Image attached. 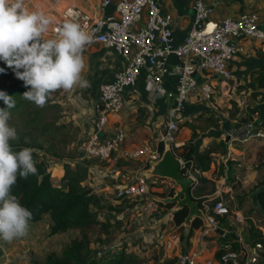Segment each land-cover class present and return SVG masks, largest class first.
<instances>
[{
    "label": "built area",
    "instance_id": "obj_1",
    "mask_svg": "<svg viewBox=\"0 0 264 264\" xmlns=\"http://www.w3.org/2000/svg\"><path fill=\"white\" fill-rule=\"evenodd\" d=\"M160 1L97 0L87 2V6H83L80 0L26 1L30 10L42 9L52 17L53 29L62 26L65 20L78 22L92 37L89 46L103 47L126 61L121 69L115 70L97 87L91 127L78 145L80 154L97 161L114 158L115 161L131 159L143 162L130 181L116 188L114 197L119 201L146 199L152 188L175 187L170 180L146 178L141 173L148 161L161 156L159 144L163 145L166 139L170 141L173 153L180 158L182 174L191 176L197 183L202 170L194 158L181 155L185 143L177 140L185 104L191 99L206 102L225 99L242 107L245 91H238L237 86L231 84L233 72L230 64L244 51V40L264 41V28L257 12L244 11L237 16L217 19L214 13L218 2L194 0L189 29L181 41L176 42L172 15L161 9ZM47 35L51 38L55 32L50 30ZM144 70L148 93L155 98H163L167 105L155 142L127 148L124 146L126 134L122 129L107 133L105 128L109 118L122 110L126 96L137 93L138 79ZM166 77H172L171 87L167 86ZM221 134L229 141H244L252 136L264 139V126L248 120L225 128ZM200 200L199 206L211 224V228L204 227L203 235H207L218 227L216 216H227L229 209L223 204L219 192ZM153 201L149 205L155 209L156 204L160 206ZM141 208L143 213L148 206ZM136 211L142 218L139 210ZM238 236L242 248L236 251L224 245L219 257L205 256L202 249L182 250L181 234L174 231L159 233L156 244L164 245L166 252L174 254L175 264H241L246 252L239 233Z\"/></svg>",
    "mask_w": 264,
    "mask_h": 264
},
{
    "label": "rangeland",
    "instance_id": "obj_2",
    "mask_svg": "<svg viewBox=\"0 0 264 264\" xmlns=\"http://www.w3.org/2000/svg\"><path fill=\"white\" fill-rule=\"evenodd\" d=\"M95 1L97 0H80V3L83 6L85 4L87 6V2ZM250 3L252 8L255 7L252 11L257 12L261 18H264V0H250ZM262 26L264 27V25ZM113 54L103 47L86 45L82 53L85 66L81 75L82 78L89 81L87 88H81L76 85L68 91L63 89L53 91L49 94L44 106L39 107L32 102L29 111L21 109L11 111V119L9 121L18 133V139L12 141L11 144L18 143L21 140L28 141L30 136L35 137L37 141L43 140L42 147L48 149V153L37 146H34V150L38 160L43 159L46 161V168L50 172L53 184H59L60 178L64 174V164H68L71 169L80 172V175L83 176L81 183L92 189L93 193L99 198L100 208H93L97 211L98 219L109 222L111 226L106 232L102 230L100 225H95L89 231L88 229L82 231L78 228H70L65 232L51 235L49 227L52 222L49 215L44 214L39 221L29 224L28 234L25 237L10 243L0 240V264H47L48 256L51 254L61 260L63 258L68 259L65 247L74 240H81L83 235L87 239L88 249L86 250L88 251L86 252V258L89 259H99L104 256L112 257L123 251L125 255L135 257V263L137 264H175L176 257L174 254L169 253V251L166 252L164 245L154 247L155 242L152 241V238L144 236L151 233L149 231L154 229L153 223L157 221L158 224L161 223L162 229L165 230L167 228L168 230L169 228V231H174L175 227L173 222L170 221L169 213H172L170 208L156 204L157 207L155 209V206L149 205V203L152 201L153 196L172 195V190L175 187L165 185L161 188H152L146 199L119 201L114 197L116 188L130 181L136 175L137 167L142 166L143 162L122 159L124 163L133 167L124 169L125 165L123 163L97 161L83 156V153L80 154L78 150L82 137L91 127L97 87L102 81H106V77L112 74L119 64ZM9 79H17L14 72L11 73ZM140 85V83L137 85L138 90H140ZM242 97L245 100L242 107H239L233 100H226L225 102L226 106H230L234 114L240 112L239 108L244 111L246 107L259 102L258 94L245 91ZM35 110L40 111V119L35 123H29L30 115ZM144 110L145 108L138 109L137 120H141V118L143 120L147 116ZM210 115H212L209 120L210 124L218 125L219 118L213 116L214 114ZM201 116V124L195 125V127L201 132H206L202 137L213 135L206 131L208 128L206 119L209 115ZM185 117L186 115L180 126L191 123L190 120L186 123ZM238 117L239 119L231 126L243 124L248 120L254 121L255 115L242 112ZM191 119L193 120V117ZM189 129L192 131L189 141L199 137L198 131H195L193 126L189 127ZM241 137L243 138L245 135ZM218 143L220 146L215 151L216 155H211L212 159L214 158L215 165L219 164L222 167V159L226 158L224 155L227 151V144L225 145L223 140ZM233 143L236 144L233 147L241 151L240 154L236 150L232 151L240 159L236 162L242 163L239 166L240 170L244 171L246 167L249 170L245 178L243 177L245 189L241 188L242 184L240 182H234L236 181L235 178L231 179L225 186L222 185V187H231L232 189V192H228L232 196L222 199V202L229 209L228 217L233 220V226L237 233L239 232L240 234L242 229H248L246 217H249L255 226H261L259 229L264 233V218L259 215L257 210L252 208L251 202L246 196L264 177V165L258 161V156H264V149L261 150L262 146L259 145V143L264 145V139L252 136L244 141L235 140ZM256 149L259 150L256 152ZM240 198H242L241 202ZM153 202L155 203V201ZM141 206L144 208L148 206V208L143 210L142 213L141 210L143 208ZM134 209L139 210L142 218L137 216L138 213ZM237 211L242 213L240 221L235 219ZM160 219H164L163 222L159 221ZM237 224H239V227ZM214 233L216 232L209 231L210 235ZM259 249L257 245H245L246 254L241 264H262L259 259ZM204 252L206 253V251Z\"/></svg>",
    "mask_w": 264,
    "mask_h": 264
},
{
    "label": "crops",
    "instance_id": "obj_3",
    "mask_svg": "<svg viewBox=\"0 0 264 264\" xmlns=\"http://www.w3.org/2000/svg\"><path fill=\"white\" fill-rule=\"evenodd\" d=\"M207 1L218 2L216 11L214 13V17L217 19L228 16H237L241 12L252 11L255 9V7L253 8L251 7L250 0H207ZM193 2L194 0H161L160 1L161 9L172 15V19H173L172 27L174 30V36L176 42L181 41V39L189 29V25L192 21V17L194 13ZM261 25H264V18H261ZM243 44H244V51L240 53L238 56H236L230 64V67L233 72V78L231 79V84L237 86L238 91L244 90L249 93L251 92L252 94H258L257 98H259L258 99L259 102L254 103V105H251L250 107H246L245 110L243 109L244 111H241L242 108H239L240 112L234 114L233 111L230 109V106H226L225 99L222 101L219 99H214L211 102L191 99L190 101L186 102L182 113L183 114L182 121L184 120V116L186 115L187 117V118L185 117L186 123L189 120L191 121V123H187L184 126H180V131L177 134L178 141L188 143L190 142L189 138L192 132L189 129V127L193 126L195 131H198L199 137L193 139L192 141L194 145V152H193L194 161L201 170H202V163L199 161L200 155H202V157L211 159V162L209 163V167L207 170H202V174L198 177V181L195 184V186L198 185L199 179L201 177H204L206 180L201 184L206 187V191L209 190L210 183H214L216 189L214 193L219 192L223 200L227 199L228 196L230 197L232 196L231 193H228V192H232V189L231 187L230 188L222 187V185L225 186V184H228V182L231 181V179L235 178L236 181L234 182H240L242 184L241 188L245 189L243 185L245 184V182L243 179L245 178V175L249 169H247L246 167L244 171L240 170L241 168H239V166H241L242 163L236 162L240 159L236 157V155H234L232 151L236 150V152H238L239 154L241 153V151L233 147L236 145L235 143H233L235 140L229 141L228 138H224L221 134V131L227 127H230L232 124L234 125L237 119H239L238 115L241 114L242 112L244 114L245 112L254 114L255 115L254 121L256 123L261 124V126H264V85H263L264 84V41L248 39V40H244ZM113 56H116V61L117 63H119L116 66L115 70L121 69L123 65H125L126 61L118 57L116 54H113ZM112 74L107 76L106 80L109 79ZM145 77H146V71L144 70L142 71L138 79V84L139 83L141 84L140 90H138L137 88V93L126 96L122 110L119 113L114 114L109 118L108 124L105 128L107 133H111L115 129H122L126 134L124 146L127 148L139 146L142 144H148V143L152 144L153 142H155V139L157 138L159 132L161 131L160 122L165 111V106L167 104L166 101L163 100V98L160 97L155 98L150 93H148L147 88L145 87V79H146ZM165 80L167 81L166 84L169 87L171 81H173L172 77H166ZM139 108H143V109L145 108L144 111H146L147 116L144 117L143 120L142 118L141 120L136 119V115ZM210 114H214L213 116L219 118L217 122L218 125L213 123L210 124L211 122H209V120L212 116ZM197 115L199 116L197 117ZM201 115L203 116L209 115L206 119V121H208L206 125L208 126V128L206 131L213 135H205L204 137H202V135L206 132H201L197 127H195V125L197 126L198 124H201L202 121ZM192 117L193 120L191 119ZM220 140L221 141L223 140V143L225 145L227 144L226 146L227 151L226 154L224 155V157L226 158L222 159L223 161L222 163L223 165H221L222 167H220L219 164H217L216 166L213 160L214 158L212 159V155H216L215 151L217 150V147L220 146L218 143ZM259 145L262 146L261 143H259ZM208 148L212 150L210 153L206 152ZM258 150L256 149V152ZM119 160H118L119 163H123L125 165V167H123L124 169L131 167L126 163H124L122 159ZM109 161L116 162L114 158H112ZM139 168L140 167H137V169ZM193 189H192V196L195 197L193 195ZM213 194L204 195L203 197L212 196ZM236 198L238 197L236 196ZM236 214L237 215L235 219L237 221H240V217H242L241 211H237ZM226 218L231 225H234L233 220L229 218L228 215L226 216ZM163 220L164 219H160L159 221L163 222ZM153 224H154V229L149 231L151 232L150 234L148 233L145 234L144 236L147 238H152V241L155 242L154 247L156 246L159 247V245L161 246V244L159 243H158L159 245L156 244L157 243L156 236L159 233L167 232L170 229L168 228L167 230V228H165V230H167L165 231L164 229L161 228L160 225L161 223L158 224V221ZM237 226L239 227V224H237ZM259 227L261 228V226ZM223 230L226 231L225 229ZM203 231H204L203 226L193 229L188 242L185 241L186 238L181 240L180 247L182 250L185 251L202 249L203 252L206 251L207 253L206 254L204 252L205 256L215 257L214 252L217 250L219 245L218 244L219 242L217 241V237H211L209 233L207 235H209L210 237L203 235ZM180 234L182 235V232ZM244 244L248 245L246 243ZM178 252L179 251H176V253Z\"/></svg>",
    "mask_w": 264,
    "mask_h": 264
},
{
    "label": "clouds",
    "instance_id": "obj_4",
    "mask_svg": "<svg viewBox=\"0 0 264 264\" xmlns=\"http://www.w3.org/2000/svg\"><path fill=\"white\" fill-rule=\"evenodd\" d=\"M53 19L42 9L30 10L26 0H0V61L12 69L28 90L23 97L42 107L49 94L79 85L87 88L82 78L83 51L91 35L78 22L65 20L52 28ZM55 32L51 38L48 33ZM5 71L0 68V73ZM0 240L12 242L28 234L32 213L13 194L18 178L27 180L37 173L33 150L15 151L11 144L18 133L9 121L14 97L0 91Z\"/></svg>",
    "mask_w": 264,
    "mask_h": 264
},
{
    "label": "trees",
    "instance_id": "obj_5",
    "mask_svg": "<svg viewBox=\"0 0 264 264\" xmlns=\"http://www.w3.org/2000/svg\"><path fill=\"white\" fill-rule=\"evenodd\" d=\"M0 68L5 69L3 73H0V91L6 92L8 95L14 97L15 100V107H13L10 111L18 109L29 111L32 102L23 97V93L28 90L25 88L24 82L19 79H9L13 71L2 61H0ZM0 107H5L2 100H0ZM39 119L40 111L35 110V112L30 115L29 123H35ZM42 142L43 140L37 141L35 137L30 136L28 141L21 140L18 143H12L15 151H19L24 147L31 148L33 150V159L37 167V173L35 175H30L27 180L18 178L17 184L12 190L13 194L18 197L19 202L31 211L32 218L29 223L37 222L44 214H48L52 222L49 227L51 235L65 232L70 228H78L82 231L88 229L89 231L95 225H100L102 230L106 232L111 225L107 221L104 222L98 219L97 211L93 208H100L99 198L95 193H93L92 189L81 183L83 176L80 175L79 171L71 169L68 164H64V174L61 176L59 184L52 183L50 172L47 171L46 168V161L43 159L38 160L34 150V146L43 148ZM159 148L161 150L163 148L161 142L159 144ZM43 149L48 153V149ZM263 149L264 145L261 147V150ZM211 151L212 150L208 148L206 152L210 153ZM193 152L194 145L192 141H190L184 144L181 155L185 158H193ZM262 158L263 156H258L260 164L263 165ZM130 161L132 160L130 159ZM199 161L202 163V170H207L211 159L200 155ZM205 180L206 179L204 177H201L198 185H196L193 189L194 198L198 201V203L201 201V197L213 194L216 190L214 183H210V188L206 191V187L201 184L202 182H205ZM263 181L264 177L260 183ZM257 185H255V187ZM258 197L264 208V192L260 193ZM241 201L242 199H240V202ZM160 206L166 208L171 207L169 204H160ZM169 214L175 227L174 232H182L183 229L182 227H179V225L182 223L187 214L186 208ZM216 220L217 226L221 229H225L226 232L230 233V235L226 236L218 233L213 234L217 237V241L219 242L218 249L214 252V256H220V254L224 251V245L229 246L231 250L238 251L241 249L242 243L239 241L237 230L229 223L226 216H216ZM246 222L248 223V229H242L240 232L242 242L248 245H257L260 248L259 259L261 263L264 264V233H262L259 227L254 225L249 217H246ZM201 224L202 223L199 219H195L193 221L192 229L185 239L186 242H188L192 230L202 226ZM85 237L86 236L83 235L81 240H74L65 247L66 253L69 257L68 259L63 258L61 260L55 257L54 254H51L48 256L47 264H137L135 263V257L125 255L123 251L112 257L104 256L99 259L86 258L88 243Z\"/></svg>",
    "mask_w": 264,
    "mask_h": 264
},
{
    "label": "water",
    "instance_id": "obj_6",
    "mask_svg": "<svg viewBox=\"0 0 264 264\" xmlns=\"http://www.w3.org/2000/svg\"><path fill=\"white\" fill-rule=\"evenodd\" d=\"M262 163L264 165V156ZM180 166V158L173 153L171 143L166 139L163 142L161 156L156 160L148 161L147 166L141 170V173L146 178L159 177L170 180L174 184L175 188L172 191V195L153 196L152 199L162 205H171V212L186 208L187 214L179 225L183 229L180 237L183 240L189 235L195 219H199L202 223L201 225L206 228H211V224L207 221L198 201L192 196V189L196 184L194 178L183 175ZM262 192H264V181L249 191L247 197L251 202L252 208L256 209L264 217V208L258 197ZM215 232L226 236L230 235L229 232L224 231L220 227H216ZM228 264H232V262Z\"/></svg>",
    "mask_w": 264,
    "mask_h": 264
}]
</instances>
